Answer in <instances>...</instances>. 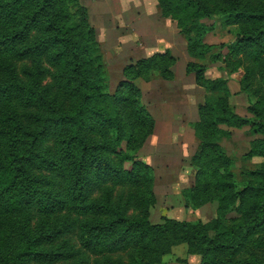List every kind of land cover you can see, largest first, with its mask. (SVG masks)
Returning <instances> with one entry per match:
<instances>
[{
	"label": "trees",
	"instance_id": "1",
	"mask_svg": "<svg viewBox=\"0 0 264 264\" xmlns=\"http://www.w3.org/2000/svg\"><path fill=\"white\" fill-rule=\"evenodd\" d=\"M157 4L177 21L189 55L230 57L244 69L241 90L255 98L241 116L227 79L205 78L206 64L185 65L206 92L191 124L192 190L217 201L216 217L148 219L153 175L137 151L155 121L135 80L171 79L172 53L127 65L126 80L110 92L80 0H0V264H159L180 244L201 264H264V0ZM214 16L233 27L230 43L203 42L211 27L201 19ZM221 126L248 127L255 137L247 155L263 158L242 186L218 142L231 134ZM232 210L237 216L226 217Z\"/></svg>",
	"mask_w": 264,
	"mask_h": 264
},
{
	"label": "rangeland",
	"instance_id": "2",
	"mask_svg": "<svg viewBox=\"0 0 264 264\" xmlns=\"http://www.w3.org/2000/svg\"><path fill=\"white\" fill-rule=\"evenodd\" d=\"M80 2L87 7L90 23L95 30L110 92L126 80L123 70L127 65L164 50H169L175 58L171 66V79L148 74L135 80L141 90L142 101L155 121L153 132L137 151V157L151 167L153 175L154 202L148 208V219L151 223L162 222L163 218L210 222L216 217L217 201L207 200L206 195L199 191L198 196L195 194L198 189L195 187L196 190H192L196 179L190 166V157L198 145L191 124L199 117L198 106L204 102L206 92L197 85L193 74H185L184 68L187 62L203 63L208 66L205 78L227 79L229 103L237 114L249 116L247 107L255 98L241 90L243 67L237 66L230 57L227 63H216L209 59V53L195 57L189 55L186 39L177 21L161 15L157 0H146L141 17L135 7L134 12L137 13H131L133 17L130 18V14L125 18L123 16V0ZM136 6H140L139 1ZM201 22L211 27L203 36L204 43L218 45L233 40V27L224 23L221 17L204 18ZM216 50L218 48L213 49ZM222 52L227 53V49L223 48ZM221 128L231 132L218 142L233 162L231 171L236 183L242 186L244 172L257 167L263 158L247 155L250 140L255 137L248 127ZM41 171L43 178L50 179L49 170ZM225 216L234 217L237 213L232 210ZM159 264H201V256L188 253L186 245L180 244L173 246Z\"/></svg>",
	"mask_w": 264,
	"mask_h": 264
},
{
	"label": "crops",
	"instance_id": "3",
	"mask_svg": "<svg viewBox=\"0 0 264 264\" xmlns=\"http://www.w3.org/2000/svg\"><path fill=\"white\" fill-rule=\"evenodd\" d=\"M118 1H120V0H118ZM123 1H125V6H124L125 11L123 13L124 18L128 14H130V16L128 18L133 17L132 16L133 13H135V15H136L137 12H134V11H136V10H134L135 7H137L138 8V11L140 12V16L139 17H141V15H144L143 13L145 11V6H146L145 3H146V0H123ZM137 1L140 2V6H136L137 5ZM147 2H148V0H147Z\"/></svg>",
	"mask_w": 264,
	"mask_h": 264
}]
</instances>
